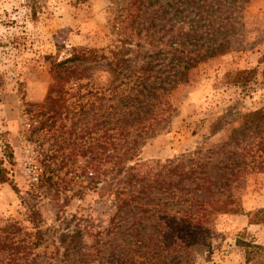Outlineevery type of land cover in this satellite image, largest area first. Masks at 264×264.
<instances>
[{"label": "rangeland", "instance_id": "rangeland-1", "mask_svg": "<svg viewBox=\"0 0 264 264\" xmlns=\"http://www.w3.org/2000/svg\"><path fill=\"white\" fill-rule=\"evenodd\" d=\"M158 2L153 6H160V14L134 21L132 0H0V159H6L18 190L0 185V228L14 225L19 231L12 236L31 244L21 264H79L83 254L91 255L93 264H109L110 254L123 250L133 255L147 251L146 258L154 254L167 264H264V122L243 126L244 115L264 108V0H245L236 11L226 52L190 63L188 82L171 94L169 122L127 161L122 173H111L106 163L100 167L101 183L95 185L91 175L97 162L89 154L80 156V128L93 125L104 110L64 115L37 131L46 117L37 119L40 108L29 105L45 103L53 64L80 50L97 51L96 61L80 65L88 68V78L73 86L72 95L86 104L95 100L85 97L89 88L105 90L119 82L112 75L114 58L130 60L124 66L134 68L160 50L140 34H155L171 57L177 35L188 32L197 18L194 11L176 17L177 0ZM206 38L200 43H208L210 36ZM221 38L213 36L218 43ZM187 42L188 50L199 51ZM170 64L168 59V68ZM250 70L257 71L255 77L245 87L236 84V74ZM94 144L88 139L86 148ZM7 153H13V163ZM180 161L191 167L208 164L213 178L241 170L243 176L235 181L231 173L224 176L230 185L220 195L232 196L237 211L215 213L198 229L182 233L178 212L186 206H164L160 191L143 188L163 165ZM117 191H125L129 208L140 202L141 211L118 213ZM159 222L166 234L154 228ZM143 226L137 236L136 228ZM239 241L260 246L251 262ZM154 244L165 248L150 253Z\"/></svg>", "mask_w": 264, "mask_h": 264}, {"label": "trees", "instance_id": "trees-1", "mask_svg": "<svg viewBox=\"0 0 264 264\" xmlns=\"http://www.w3.org/2000/svg\"><path fill=\"white\" fill-rule=\"evenodd\" d=\"M177 1V4H174L176 12L174 15L176 17L183 11H188L189 16L194 11L195 14L193 15L197 19L194 21L195 24L190 26L191 29L188 32L177 35L176 39L178 40L173 42V51L170 52L171 57L168 56L167 51L161 49L160 40L157 39L155 34L148 36H141L140 34L141 39L152 45L153 48H160V50L149 53L146 64L134 68L124 66L130 60L114 58L115 61L111 62L112 75L119 82L105 90L95 87L89 88L85 97L90 95L95 100L88 99L84 104L80 102L82 97L72 95L73 86L88 78V75L85 74L88 68H81L80 65L85 62L96 61L98 56L95 50H80L72 57L52 65L53 84L49 88L45 103L42 105H29L31 108H40L34 114L37 119L46 117V122H42L37 131L43 130L49 123L54 126L59 120H62L64 115L70 118L71 115L84 114L91 110L96 112L104 110V113L99 116L100 118L93 125L80 128L78 135L79 146L82 148L80 156L87 157L89 154V156H92V160L97 162V167L94 169L95 174L91 175L95 185L101 183L100 177L104 174L101 171V166L109 163L111 173H122L124 171L123 166L126 165L127 161L133 160L138 155L141 146L149 138L155 136L159 128L169 122L174 111L171 94L180 85L188 82L189 70L194 66L190 63L196 60L200 61L204 56L224 53L229 49V37L235 29L236 11L240 10L245 2V0ZM132 2V6L135 8V13L132 15L134 21L142 19L144 16H151L152 18V15L160 14V6L159 8L153 6V3H159L158 0H132ZM207 36H210L208 43L201 44V40H206ZM213 36H221V42H215ZM187 41L198 47L199 51L195 49L188 50ZM168 59L171 61V68L167 67ZM256 73V70L238 72L235 77L236 84L245 87L247 82L255 77ZM68 86L71 87L68 89ZM80 91L81 89H77L75 93H80ZM70 92L71 95L69 96ZM74 97H77V100L68 104L67 101L74 99ZM106 102L108 103L107 106H105ZM31 111L29 110V112ZM262 122H264V108L243 116L244 129H251ZM88 139L93 140L95 144L86 148ZM233 142L239 143L238 138L234 137ZM5 157L10 163H13V153H7ZM5 160V158L0 159V185L10 184L14 190L18 191L10 179L9 171L5 168ZM240 171H234L232 168L229 169V172H220L219 176L217 174L216 178H213L208 164L191 167L184 161L170 162L168 165H163L161 170L154 174L153 183H145L143 188L148 186L150 190L160 191L164 195L161 197L165 203L164 206H173V202L174 206L177 204L183 207L186 206L184 212L181 209L178 212L182 213L181 230L184 233L188 230L193 231V227L196 225H198L196 228L198 229L203 222L210 219L215 213H233L237 211L232 206L236 203L232 196L223 197L220 195L223 188L230 185V180L224 181V176L231 173V180L234 178L235 181L243 176ZM162 177L163 179L160 180L159 178ZM134 179L137 182L145 181ZM185 190L189 191L188 194H181ZM137 193L135 199L140 198L141 190H138ZM125 194V191H117L118 213L121 211L131 212L134 208L141 211L140 202L135 204L134 208H129L131 202L124 197ZM163 209L165 208L163 207ZM192 210L194 211L191 212ZM141 219L139 217L140 222H142ZM32 221L35 222V219ZM250 223L257 224L258 221L252 220ZM156 225H159V227H154L155 229L166 234L163 228L164 223L159 222ZM144 228L146 226L136 228L137 236L141 235L140 232ZM18 231V228L14 225L0 228V264H21L22 259L28 256L27 249L32 246L26 240L20 241L12 236V233L16 234ZM109 232H113V230H109ZM37 234L40 235L41 232ZM138 243L143 244L141 241ZM238 246L245 250L247 262H251L253 256L257 253L256 250L260 249V246L248 244L244 241H239ZM161 248L164 249L165 247L154 244L148 250L150 253H155L159 252ZM125 251L127 252V250H123V252L113 251L110 254L112 259L109 258L108 254V260L112 261L109 264H167L164 260L156 258L154 254L153 260L146 258L147 251L141 252V255H133ZM90 256L89 254H83L79 264H93L89 260Z\"/></svg>", "mask_w": 264, "mask_h": 264}]
</instances>
